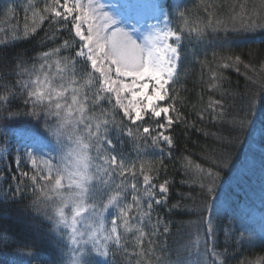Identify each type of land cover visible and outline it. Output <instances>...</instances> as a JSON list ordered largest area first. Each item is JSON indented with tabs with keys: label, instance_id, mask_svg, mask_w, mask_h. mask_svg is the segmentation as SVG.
Returning <instances> with one entry per match:
<instances>
[{
	"label": "snow or ice",
	"instance_id": "obj_1",
	"mask_svg": "<svg viewBox=\"0 0 264 264\" xmlns=\"http://www.w3.org/2000/svg\"><path fill=\"white\" fill-rule=\"evenodd\" d=\"M260 6L264 9V0ZM240 7V12L233 9L228 20L246 23L249 28L256 26L254 18L246 17L243 5ZM204 10L207 12V7ZM26 11H31V24L26 23L23 32L12 39L36 37L51 44L32 61L29 82L22 80L19 87L14 85L15 90L5 87L0 94V136L5 138L0 144V160L7 153L15 166V174L5 181L8 190L4 199L23 203L30 190V203L23 206L24 210L50 222L52 243L71 245V264H114L112 257L126 251V234L134 229L143 264H227V248L217 250L212 212L221 186L229 179L221 173L229 167L230 156L214 159L208 169L193 166L190 160L184 164L186 169L194 167L196 176L181 183L198 184L203 199L195 209L199 215V222L193 226L195 240L190 238L173 249L168 244L169 225L159 216L152 223L151 217L154 205L168 214L178 211L183 206V194L178 193L177 203H170L168 179L153 183L154 177L144 174L143 164L140 188L135 182L120 179L129 171L136 176L135 164L119 151V141L108 135L109 125H113L128 137L136 136L157 147L160 141L173 145L171 135L165 133L182 117L168 85L179 75L184 35L182 29L169 27L170 11L163 0H44L42 7L29 0ZM177 12L189 34L194 31L197 38L207 29L217 31L228 22L206 18L203 27L189 28L188 16L179 9ZM161 20L164 27L150 23ZM40 28L45 29L43 36H36ZM146 30L152 31L145 34ZM4 44L0 39V45ZM17 59L24 63L20 56ZM165 100L167 105L159 103ZM218 104L220 101H214L208 107L215 112L214 105ZM256 104L253 97L245 115L231 121L233 128L244 131L248 116L255 115ZM170 111L175 115H169ZM162 114L164 119L160 120ZM216 115L223 118L221 113ZM200 118H204L202 114ZM24 121H34L36 126L10 151L12 130ZM8 167L11 165L0 171L7 172ZM12 180L17 181L14 187ZM134 208L136 214L130 218ZM146 217L150 233L142 226ZM231 239L253 242V236L244 233Z\"/></svg>",
	"mask_w": 264,
	"mask_h": 264
},
{
	"label": "trees",
	"instance_id": "obj_2",
	"mask_svg": "<svg viewBox=\"0 0 264 264\" xmlns=\"http://www.w3.org/2000/svg\"><path fill=\"white\" fill-rule=\"evenodd\" d=\"M165 1L173 29H182L184 35L178 63L179 75L175 83L168 85L169 95L176 96V108L182 117L165 133L171 135L173 145L169 147L160 141L161 152L160 147L136 136L128 137L126 132L113 125H109L108 135L114 142L119 141V151L132 157L136 165L138 188L143 183L140 172L143 164L144 174L153 176V183L168 179L171 184L170 203H177L180 200L178 193L183 194V206L178 211L168 214L166 209L154 205L155 211L151 217L152 223L159 216L169 225L168 244L173 249L189 242L190 238L195 240L193 226L199 222L195 209L201 206L203 199L198 184L181 183L196 176L195 168L186 169L184 164L190 160L193 166L199 164L208 169L212 167L214 159L229 155L230 165L221 173L222 177L229 176V179L221 186L220 199L212 212L216 246L218 251L227 248V264H256L264 261V239L248 244L237 243L231 237H238L241 233L248 235L251 224L245 222L250 218V215L245 216L247 210L264 204V153L256 156V168L251 169L250 175L242 170L252 138H257L258 147L264 151V103H261L264 99V26H260L264 25V9L260 6V0H186L179 10L188 16L189 28L203 27L206 18L228 21L217 31L207 29L203 37L197 38L194 31L189 34L188 28H185L174 0ZM241 5L244 15L252 16L256 26L249 28L246 23L242 25L239 21L228 20L234 14L233 9L241 11ZM26 9L21 4L15 6L12 0H0V39L5 41L4 45H0V94H3L5 87L15 90L22 80L29 82L32 61L39 51L47 50L51 44L46 39L42 42L36 37L12 39L14 34L23 32L26 23L31 24V11ZM208 13L214 15L209 17ZM256 13L259 15H254ZM44 31V28L38 29L36 36H43ZM18 56L24 63L17 59ZM236 57H239V62H236ZM224 63L229 67H222ZM32 78L35 79V76ZM213 84L216 87H212ZM253 97L257 102L255 115L248 116L249 124L240 132L233 128L231 121L245 115ZM214 101H220V104L214 105L215 112L208 107ZM168 103L165 100L160 104ZM217 113H221L223 118L217 117ZM201 114L203 119L200 118ZM169 115L175 113L170 111ZM119 118L117 116V120ZM163 119L162 115L160 120ZM35 126L34 121H24L12 131L28 133ZM132 127L135 128L134 125ZM255 130L260 132V137L254 134ZM236 137L239 139L236 140ZM1 140L5 142L4 137ZM5 161L11 167L7 172L1 171L4 191L0 195V264H65L67 243L63 246L52 243L49 239L50 222L24 210L23 206L30 203L31 191L25 193L29 198L23 203L4 199L3 193L8 190L5 181L15 174L12 158L7 155L1 164ZM16 182L12 180L11 186L14 187ZM135 214L134 208L131 217ZM131 223L135 224V221ZM142 226L146 232H151L147 217ZM120 231L123 232V227ZM200 231H203L202 227ZM126 236V251H118L112 257L114 264H137L138 261L143 264L144 258L138 255L140 249L135 245L138 232L134 229ZM143 249L147 255V241ZM20 256L21 262L12 261V257Z\"/></svg>",
	"mask_w": 264,
	"mask_h": 264
},
{
	"label": "rangeland",
	"instance_id": "obj_3",
	"mask_svg": "<svg viewBox=\"0 0 264 264\" xmlns=\"http://www.w3.org/2000/svg\"><path fill=\"white\" fill-rule=\"evenodd\" d=\"M12 2L15 6H17L18 4H21L22 6H25L26 8H28L29 0H12ZM185 2H186V0H174L175 8L181 9L182 6L185 4ZM32 3L42 7L44 0H32ZM163 3H165L164 0H163ZM29 20H31V12H30ZM150 23H153V24L159 23L160 27H164L163 20H161V21H150ZM169 27H172V25L170 24ZM149 31H152V30H146L145 34H148ZM177 71H178V67H177ZM175 79H176V77H174V80ZM148 91L151 92V85L149 86ZM159 103H161V102H159ZM26 133L27 132H25V131H13V136L9 138V150L10 151L12 150V146L17 145V141L23 140ZM254 134H257V137H260V132H258L257 130L254 131ZM1 138H3V136H0V144H4L5 142H3L1 140ZM123 147H124V145H123ZM263 153H264V151L262 152L261 149L257 145V138L256 137L252 138L251 143H250V149L248 150V153L246 156V160L242 165V170L244 171L245 174L250 175L251 169L256 168L255 167L256 156L263 154ZM4 157H7V153H5ZM125 157H126L127 161H131L134 164L132 157L129 154L128 155L126 154ZM2 161L3 160H0V169L4 168V166L9 164L8 161H5V163L1 164ZM134 171H135V169H134ZM120 179H123L128 183H131V182L136 183L135 176L132 175L131 171L127 172L125 174V176L121 177ZM2 181H3V176H2V172L0 171V195H2V192L4 191ZM128 191H129V193H131V188H129ZM128 199H129V202H131L130 196ZM247 215H250V218L245 220V222L251 224L250 225L251 231L248 233V235L253 236L254 241H259V240L264 239V204H262L261 206L258 205V207H254L252 209L247 210V213L245 216H247ZM130 218H131V213H130ZM131 222H133V221H131ZM239 225L241 226L240 223H239ZM64 252H65V254H64L65 264H71V261L73 259L72 254H71V245L67 244ZM21 260H22L21 256L20 257H12V261L21 262Z\"/></svg>",
	"mask_w": 264,
	"mask_h": 264
}]
</instances>
